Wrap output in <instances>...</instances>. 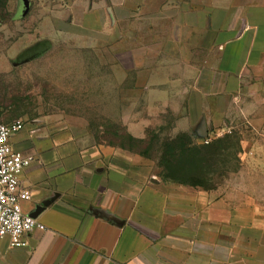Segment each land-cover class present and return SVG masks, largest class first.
Listing matches in <instances>:
<instances>
[{
    "label": "crops",
    "instance_id": "1",
    "mask_svg": "<svg viewBox=\"0 0 264 264\" xmlns=\"http://www.w3.org/2000/svg\"><path fill=\"white\" fill-rule=\"evenodd\" d=\"M129 1L114 5L134 8L150 33L134 64L155 72L147 85L173 102L175 134L222 131L226 103L264 93V0ZM55 131L12 138L32 156L19 176L30 193L22 211L45 229L18 247L0 239V264H264L256 195L178 181L137 185L116 169L120 148L91 144L75 159L73 142Z\"/></svg>",
    "mask_w": 264,
    "mask_h": 264
},
{
    "label": "rangeland",
    "instance_id": "2",
    "mask_svg": "<svg viewBox=\"0 0 264 264\" xmlns=\"http://www.w3.org/2000/svg\"><path fill=\"white\" fill-rule=\"evenodd\" d=\"M115 3L0 0V123L20 119L19 133L33 136L56 128L60 141L73 142L75 159L91 144L120 148L116 169L137 185L177 177L195 183L196 172L160 165L174 164L185 138L174 133L179 120L167 107L173 102L163 103L161 88L147 85L155 72L134 64L150 41L146 24L135 21L134 8ZM225 107L222 131L190 135L192 144L206 146L230 138L207 157L211 165L193 186L240 188L264 201V93Z\"/></svg>",
    "mask_w": 264,
    "mask_h": 264
},
{
    "label": "built area",
    "instance_id": "3",
    "mask_svg": "<svg viewBox=\"0 0 264 264\" xmlns=\"http://www.w3.org/2000/svg\"><path fill=\"white\" fill-rule=\"evenodd\" d=\"M20 119L0 123V239L6 238L10 246L24 245V235L33 229L44 230L35 217L22 211L21 203L30 198L29 190L19 184L22 170L32 156L14 147L12 138L24 129ZM207 143L208 140L205 139Z\"/></svg>",
    "mask_w": 264,
    "mask_h": 264
},
{
    "label": "trees",
    "instance_id": "4",
    "mask_svg": "<svg viewBox=\"0 0 264 264\" xmlns=\"http://www.w3.org/2000/svg\"><path fill=\"white\" fill-rule=\"evenodd\" d=\"M181 137L185 138V143H181L180 146H177L176 149L178 152L180 151V154L177 156L179 158H175V162L172 165H168L167 163L160 162V165L165 168V170L171 171V168L173 167L176 170H192L196 172V181L191 182L187 180L181 179V177H177L174 179V181H178L180 183L189 184V185H200L201 179L199 177L204 176V172H206L205 169H207L211 164L208 163L207 157L211 156L212 154H219L221 153V149L224 147L223 145L226 144V142L230 139L227 134H224L221 138H218L216 143L210 144L208 146L206 145H195L192 144V141L190 139V135L186 132H182L180 135ZM209 144V142L207 143ZM191 145V146H190ZM211 148L210 150H208ZM174 152L176 153V150H172V155L174 156ZM171 155V154H170ZM172 166V167H171ZM188 170V171H189ZM167 176L170 177L169 174ZM210 189V188H205Z\"/></svg>",
    "mask_w": 264,
    "mask_h": 264
},
{
    "label": "water",
    "instance_id": "5",
    "mask_svg": "<svg viewBox=\"0 0 264 264\" xmlns=\"http://www.w3.org/2000/svg\"><path fill=\"white\" fill-rule=\"evenodd\" d=\"M30 215V214H29ZM30 216H32V215H30ZM32 217H34V216H32Z\"/></svg>",
    "mask_w": 264,
    "mask_h": 264
}]
</instances>
